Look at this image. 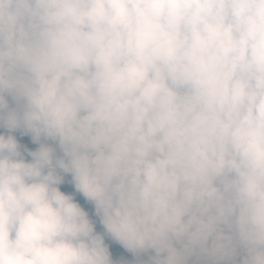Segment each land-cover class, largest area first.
Instances as JSON below:
<instances>
[{"label":"clouds","instance_id":"clouds-1","mask_svg":"<svg viewBox=\"0 0 264 264\" xmlns=\"http://www.w3.org/2000/svg\"><path fill=\"white\" fill-rule=\"evenodd\" d=\"M0 264H264V0H0Z\"/></svg>","mask_w":264,"mask_h":264},{"label":"trees","instance_id":"trees-1","mask_svg":"<svg viewBox=\"0 0 264 264\" xmlns=\"http://www.w3.org/2000/svg\"><path fill=\"white\" fill-rule=\"evenodd\" d=\"M129 259H131V256H130V254H129V257H128Z\"/></svg>","mask_w":264,"mask_h":264}]
</instances>
